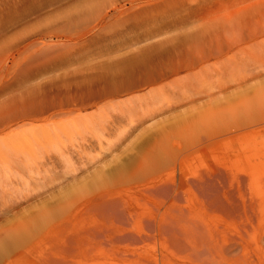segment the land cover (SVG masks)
I'll return each instance as SVG.
<instances>
[{
  "label": "rangeland",
  "instance_id": "obj_1",
  "mask_svg": "<svg viewBox=\"0 0 264 264\" xmlns=\"http://www.w3.org/2000/svg\"><path fill=\"white\" fill-rule=\"evenodd\" d=\"M190 10L217 24L172 51ZM260 29L263 0H0V210L76 213L60 222L92 252L136 264H264V122L244 123L264 108V36L229 58ZM181 61L198 65L150 96Z\"/></svg>",
  "mask_w": 264,
  "mask_h": 264
},
{
  "label": "bare ground",
  "instance_id": "obj_2",
  "mask_svg": "<svg viewBox=\"0 0 264 264\" xmlns=\"http://www.w3.org/2000/svg\"><path fill=\"white\" fill-rule=\"evenodd\" d=\"M252 5H250L252 7L244 6V8L238 9L237 12L234 14L237 15V17L234 19L239 21L241 18H245V16L243 15H245V13L248 12L247 8L250 7L251 10L253 8L256 9L255 6L257 4L256 5L252 4ZM254 9L253 11H256ZM193 12L194 11L190 10V12L186 13L187 15L184 14L185 17L184 19H177L176 21L174 20L173 21L174 25L171 27L168 26L169 28L167 27V30L166 31L164 30L165 31L164 33L174 32V34L166 40L167 42L169 41L170 44L173 43L172 45L174 46L172 48H169L172 51L174 50L173 48L175 47L176 44L178 43L179 45L181 44L178 41L184 40L186 42L190 39L193 40L194 36L198 35L199 29H211L214 28L213 26L217 24L218 19H216L214 16L213 18H210L209 16H204L202 18H195L194 20L190 21L189 17H193L192 16ZM231 21L234 20H224L222 21V23L229 24V22ZM154 22L155 25H157V22H161V20H155ZM196 22H200L201 25L195 24ZM141 23L142 21H140V24ZM189 24H193V26ZM159 30L160 29L155 28L153 31H150L148 36H146L147 38L146 37L145 38L150 39L152 37L159 35L160 34ZM258 34L264 36V29L253 30L251 31L250 35L248 33L246 39H240L237 41L236 48H233L232 45H230L229 49L231 50L229 52L231 53V55L229 56V58H231V60L237 59L236 56H234L235 55L234 53L236 51H239L238 52L239 54H241V52L244 53L248 52L247 51L248 47H251V45L252 46L255 45V42L252 40H255V38L257 37L255 35ZM256 44L259 43L257 42ZM226 53L228 54V52ZM226 53H224L223 55H225ZM177 55L179 56L178 52ZM178 58L182 60L180 56ZM209 58L210 57L207 56V58L197 59L200 63V70H204L209 66H211L209 64H206ZM182 62L184 61H181L179 64L174 63V65H171V67L168 68L154 69V71H152L153 74L151 73V77H149L145 82L147 87L149 88L147 91L148 94L151 96L152 93L162 92L163 88H165L166 86H170L171 83L174 81V79H171L170 81H166V80L180 73L181 69L184 66L186 67L188 66L187 75H190L192 74L191 71L195 70V68L198 65L195 64L196 65L195 66L193 62H191L188 65L187 64L181 65ZM236 76L237 77L240 76L238 78L239 83L244 82V80L247 79V74L244 71L237 73L236 75H233L235 81H237L236 80L237 78H235ZM228 82L231 81L229 80ZM230 85H231L230 83L226 82V84H221V85L219 84L217 87H215L216 85L214 87L215 89H218V91L221 92L223 90L228 89ZM243 85L244 84H242V86ZM212 93L213 92H211V94ZM144 98L146 97L142 95L137 97L138 100H143ZM259 102H260V98H259ZM259 115H260L259 118L256 119L251 118L250 121H248L247 119V122L245 120L244 121L245 125L264 122V108H263V112L260 113ZM72 215L76 216L77 214L76 213L71 214L69 211L63 209H38L32 211L6 210V209L0 210V220L4 221V222L2 221L0 222V264H136L135 258L133 257L134 254L133 249H129L128 252H130V255L127 256L126 255L119 256L113 254L112 256L109 255L108 257L106 256L102 257V253H103L102 250L94 249L92 252L89 247L88 239H86L87 235H86L85 227H83L85 229L84 230L82 226H77V224H71L69 223V221L60 222V220L68 219ZM112 232H115V230L109 232V235L107 237L109 240H111L112 237L111 235H113ZM95 254L97 255V257H95L96 256ZM219 264H236V262L223 259L222 263Z\"/></svg>",
  "mask_w": 264,
  "mask_h": 264
}]
</instances>
